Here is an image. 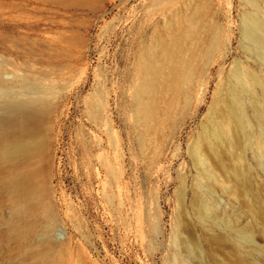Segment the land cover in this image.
Masks as SVG:
<instances>
[{
    "label": "rangeland",
    "instance_id": "obj_1",
    "mask_svg": "<svg viewBox=\"0 0 264 264\" xmlns=\"http://www.w3.org/2000/svg\"><path fill=\"white\" fill-rule=\"evenodd\" d=\"M203 1L198 65L148 136L136 94L146 50L168 24L201 18L199 0H0V83L19 99L0 95V264H180L174 230L195 245L180 252L190 264H240L238 253L264 264V164L223 147L225 163L247 166L239 177L216 167L206 195L188 152L234 67L264 79L240 31L246 15L264 20V0ZM227 220L255 242L227 240Z\"/></svg>",
    "mask_w": 264,
    "mask_h": 264
},
{
    "label": "bare ground",
    "instance_id": "obj_2",
    "mask_svg": "<svg viewBox=\"0 0 264 264\" xmlns=\"http://www.w3.org/2000/svg\"><path fill=\"white\" fill-rule=\"evenodd\" d=\"M203 2L199 0L197 7L201 18L189 21L186 27L180 22L168 24L165 30L167 35L146 50L141 64L143 78H140L136 84V94L145 95L141 107V121L148 136L161 131L171 121L178 107L182 86L198 65L206 15V6ZM240 31L242 39L249 46V51L254 53L258 61L264 65V20L255 14L246 15L242 20ZM154 62L159 64L156 78L153 74L156 70ZM231 73L232 80L226 94L219 97L215 95L205 115L209 121L208 127L201 132L199 140L192 142L188 147L197 169L206 178L208 187L204 191L206 195H209L210 188L207 180L210 177L216 178L214 170L216 167L234 177H239L247 166L242 165L241 158L238 157L230 164L225 163L223 147L247 146L258 156L259 164H264V101H260L253 90L257 85L264 96V79L255 72H244L239 67H234ZM0 95L13 104L19 102V99L13 93H9L1 83ZM247 100L256 111L254 117L261 129L256 135H254L256 132H253V135L248 134V129L251 130V119L248 115ZM243 184L249 187L247 179L243 180ZM261 203H263L262 210H255V216L264 214V201L261 200ZM198 213L202 216L215 215V211L204 201L199 204ZM225 224L231 231L237 232V238L229 234V238L224 236L227 240L255 242L249 231L235 228L232 221L227 220ZM173 239L174 256L178 258L180 264H190L180 252L184 248H189L192 253L191 247L194 248L195 245L181 240L177 230H174ZM236 260L240 264H247L239 253Z\"/></svg>",
    "mask_w": 264,
    "mask_h": 264
}]
</instances>
